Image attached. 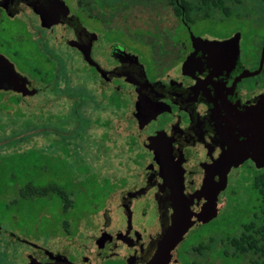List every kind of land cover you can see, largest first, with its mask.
<instances>
[{
	"label": "flooded vegetation",
	"instance_id": "af4514ba",
	"mask_svg": "<svg viewBox=\"0 0 264 264\" xmlns=\"http://www.w3.org/2000/svg\"><path fill=\"white\" fill-rule=\"evenodd\" d=\"M3 1L0 12L21 14V28L34 26L42 49L61 50L72 104L82 96L93 110L130 109L127 146L147 159L131 173L138 182L104 189L95 218L64 223L51 243L21 239L24 264L29 256L42 264H156L176 204L197 213L210 200L215 215L189 227L167 264L224 262L241 232V259L264 264V166L250 157L229 168L218 162L224 152L238 155L247 114L264 97V0ZM36 54V71L48 70L50 59ZM27 78L35 94L53 88L46 74L39 87ZM117 188L116 210L104 209ZM223 210L243 220L221 232L203 228ZM186 255L197 259L186 263Z\"/></svg>",
	"mask_w": 264,
	"mask_h": 264
},
{
	"label": "rangeland",
	"instance_id": "374dc122",
	"mask_svg": "<svg viewBox=\"0 0 264 264\" xmlns=\"http://www.w3.org/2000/svg\"><path fill=\"white\" fill-rule=\"evenodd\" d=\"M21 23V14L11 18L0 12V54L18 72L39 81L38 87L43 86L40 82L45 74L54 83H47L53 86L49 91L23 96L18 103L10 99L18 93L0 90V264L27 262L28 246L21 239L51 243L65 233L64 223L71 229L95 218L98 214L93 207L104 200V189L122 179L125 187L138 182L139 176L131 173H140L147 161L139 158L140 149L127 146L133 131L130 109L93 110L90 103L74 109L61 50L42 49L36 28L24 29ZM36 50L51 61L44 72L36 71L43 67ZM77 99L81 101V97ZM51 188L62 193L53 194ZM43 189L50 191L45 196L35 193ZM118 194L117 188L105 196L104 209L116 210ZM67 201L70 208H64ZM235 213L225 218L223 210L203 228L224 231L229 224L243 220ZM191 236L182 244L191 243ZM241 257L231 254L217 264H245ZM194 259L195 255H186L185 261Z\"/></svg>",
	"mask_w": 264,
	"mask_h": 264
},
{
	"label": "water",
	"instance_id": "95a60500",
	"mask_svg": "<svg viewBox=\"0 0 264 264\" xmlns=\"http://www.w3.org/2000/svg\"><path fill=\"white\" fill-rule=\"evenodd\" d=\"M0 5L4 6L3 0H0ZM0 90H10L20 93L22 96H30L35 93L34 83L19 73L13 63L3 54H0ZM245 125L247 128L246 138L242 141V148L238 151V155L224 152V155L218 160L220 166L225 165L229 168L241 163L247 157H250L256 166H264V97L261 99L260 105L254 106L247 114ZM210 201L202 207L201 212L197 213L188 212L186 207L176 204L169 226L158 243L154 256L156 264L163 260V264L168 263L170 250L187 236V231L194 222H206L215 215L217 208ZM28 264L42 263L29 256Z\"/></svg>",
	"mask_w": 264,
	"mask_h": 264
},
{
	"label": "trees",
	"instance_id": "16d2710c",
	"mask_svg": "<svg viewBox=\"0 0 264 264\" xmlns=\"http://www.w3.org/2000/svg\"><path fill=\"white\" fill-rule=\"evenodd\" d=\"M51 80H47L46 83L53 84L54 80H52V83H50ZM78 97H81V101H78L76 99V101L74 102V105H75L74 109L77 108L76 106H80V104L82 102V96H78ZM21 98H22V96L20 94H14V93L10 97V99L13 100V102H15V103H18ZM51 190H52V188H51ZM48 191H50V190L49 189H43V190H40V191H37V192L35 191V193L45 196V195H47ZM59 192L62 193V191H60V190H52L53 194H56V193H59ZM65 204L66 205H64V208H67V207H69L71 205L69 201L65 202ZM243 239H244V233L241 232V233L238 234V236L235 237L234 241L232 242V247H234L233 248L234 249V255L235 254H240V253H242L244 251L245 242H244ZM255 241L256 242L258 241L257 235L255 237Z\"/></svg>",
	"mask_w": 264,
	"mask_h": 264
}]
</instances>
